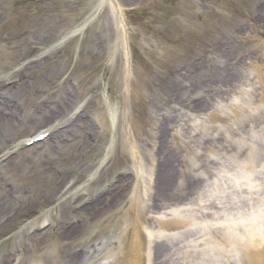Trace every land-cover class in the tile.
Masks as SVG:
<instances>
[{"label": "rangeland", "instance_id": "374dc122", "mask_svg": "<svg viewBox=\"0 0 264 264\" xmlns=\"http://www.w3.org/2000/svg\"><path fill=\"white\" fill-rule=\"evenodd\" d=\"M226 55L238 66L236 89H215L212 112L173 109L178 138L167 148L196 164L202 189L174 209L188 225H160L159 213L148 211L147 191L156 175L154 133L172 107L162 100L172 80L188 87L211 65L225 64ZM18 80L21 85L11 94L4 90L0 101L2 108L19 103L12 106L8 144L0 149L4 193L17 204L0 215L2 264H61L78 244L101 246L96 264H130L132 237L140 245L137 264H152L156 240L194 249L211 239L212 230L244 240V250L214 245L219 264H254L251 252L264 264V0H0V88ZM55 103L59 108L49 117ZM77 105L95 133L87 145L76 135L69 139V121L44 143L45 149L64 146L42 157L36 172L17 173L33 144L15 146L55 125L58 116L70 117ZM42 170L65 178L60 188L80 194L77 207L98 197L87 194L101 196L118 176L127 178L123 188L131 193L88 225L82 239L69 242L60 230L73 212L62 200L28 197L41 186ZM250 231L261 243L246 244Z\"/></svg>", "mask_w": 264, "mask_h": 264}, {"label": "bare ground", "instance_id": "6f19581e", "mask_svg": "<svg viewBox=\"0 0 264 264\" xmlns=\"http://www.w3.org/2000/svg\"><path fill=\"white\" fill-rule=\"evenodd\" d=\"M219 44L220 45H218L217 47L219 51H221L223 50V46L221 43ZM219 54L221 55V52ZM223 54H225V52ZM223 57H220V59ZM227 57L228 56L226 55L225 64H223L222 66L217 64L211 65L208 71L205 70L203 77L192 80L194 82L191 83L188 87L185 86L184 82L175 81V79L172 80L170 85L168 86L169 89H167V101L162 100V106L171 104L170 107H172L169 108L167 114L161 112L162 116L160 117L158 131L157 133H154L156 134L154 141L155 144L158 145V149L156 153L151 152V157L155 165V167H153V170H155L156 175L152 191H147L150 197H152V204L150 205V208H148V211H157V213H159L160 216H157L155 220L160 225H188L190 220L182 216H177V214H175L177 210L174 209L176 207H179L180 204L188 201L191 196H195L202 189V185H200L198 182H195L197 179L196 174L193 172L192 166L195 167L196 164L185 162L182 158V155H176V153H174L172 149L170 150L167 148L171 143H173V141L178 138L177 130L175 129V127L176 122L177 120H179V118L177 114L174 113V110L182 112L184 109L188 108L190 112L195 113L196 115L207 113L210 111L212 112L211 95L215 89L219 90L222 87H229V89L231 90L236 89V69L238 66L236 64L233 65L234 60L232 62V60ZM22 81L18 80L17 84H20H14L11 87L9 86L5 89L4 87H1L0 101H2V98L4 97V90L6 93L11 94L10 92H14L16 88L21 85V82L25 83L26 80L23 78ZM17 104H19L18 101L12 106L14 107ZM55 104L56 105H54L53 109L48 113L49 117H52L53 110L59 108L57 106L59 102L58 104ZM12 106H7L5 108L0 107V142L3 144L0 149L4 147V144H8V142L6 143V137L8 136V133L14 129L15 126L14 120L11 117V115L14 114ZM73 108L74 109L70 117L60 118V116H58V121H56L55 125L49 126L46 124L45 127H43L44 130L42 129L43 131L41 133H46L47 136L41 141L33 142V145L31 147L26 148L25 151H31L32 155L30 158H28L27 160L24 159L23 162L17 165V173L19 172V174H21L22 176H26L27 174L29 175L32 170L33 172H36V165L41 162L42 157L54 154L59 151L64 146L63 143H59L57 145L53 144L50 146V149H45L46 144L44 143L46 142V139L49 140L59 135L62 131L58 134H56V131L69 121H71L72 124L69 126V128L65 129V131L68 130L66 132V135L67 133H69V139H74V136L76 135L78 139H82L84 145L86 146L87 140L92 137L91 135H93L94 137L95 133L93 132V129L81 113V108L83 107L81 105H77ZM6 111L8 112L9 116L5 115ZM73 117L75 118L73 119ZM37 132L39 133V131H36L35 134ZM66 135H63V138L66 139ZM27 140L29 139L18 143L15 147H24V143L27 142ZM141 143L140 146L143 145V142ZM211 146V144H205V147L207 148H211ZM40 149H42L43 151H41ZM231 151L233 152L235 151V149H232ZM135 154L137 155V152ZM4 156H7L5 159L8 160L11 158L10 156H8V153H6V155H3V157ZM203 169H205V167H203ZM45 171L46 170H42L39 174V177L37 178L39 179V183L41 186H39V189L37 190H33L32 192L29 191L31 193H29L28 197L30 198L31 202L36 199H40L44 202L48 199L51 201L62 200L61 203H64L65 207L69 209V214L71 215L73 212V215H71L72 217H68L69 225L62 227L60 230V236L65 238V240L69 242H74L77 239H82L87 234L86 231L89 227L88 225L92 224L104 213L106 214L109 212H113L115 208L120 204V202L123 201L124 197L127 196V192L131 193L130 187L125 186L123 188V186L127 182V178L118 176L116 180L114 179V183H112V185L105 188V192L102 193L101 196L97 195L98 192L97 194H87V197H90L89 199H92L95 196L98 197H95V199L92 200L90 204H85L82 207H77L75 203L80 194L75 192L72 194V196H70L69 190L64 191V187L60 188L62 187L65 178L56 177L51 171ZM180 171L182 172V175H179L181 174ZM91 179L92 176L89 177L88 180ZM3 181L4 180L0 177V215H3L6 210L17 205L16 202L12 201L4 193L5 189L3 188ZM4 184H6V182H4ZM115 187H118L119 191L116 190ZM74 200L75 202L73 203ZM78 212H82L81 214L83 215V217L80 216ZM165 214L169 215L170 217H164L163 215ZM139 222L140 220L135 222V226H138ZM250 232V238L249 241H246V244L247 242L249 245H251L252 243H261L259 236L255 235L256 233H254L253 231ZM40 234L41 233H34L33 235L34 237H37ZM232 236H234V238H232ZM132 239L133 241L131 242V245L133 244V257L130 264H137L140 257V245L137 241H135V238L132 237ZM219 243L225 244L226 246L227 244H233L236 245L240 250L245 249L242 236L239 238L237 235H232L227 231L222 232L212 230L211 239L208 240L207 243L201 245L202 247L194 249L186 248V246H183L182 242L177 243L167 240H156V242H154L151 247L152 264H219L218 262L221 261L217 259L213 247L214 245ZM108 244L109 243H107V245ZM100 255V245L78 244L76 249L73 248V250H70L62 256L60 263L96 264L95 259ZM249 256L251 257L254 264H263L261 262L263 261V259L260 253L257 254L251 252ZM2 262L3 261H1L0 264H2ZM226 263L232 264V261L229 259L226 261Z\"/></svg>", "mask_w": 264, "mask_h": 264}]
</instances>
